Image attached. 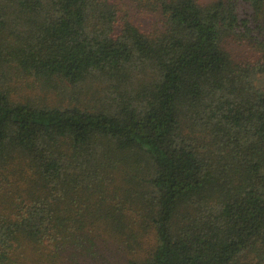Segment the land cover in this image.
Returning <instances> with one entry per match:
<instances>
[{
    "label": "trees",
    "instance_id": "1",
    "mask_svg": "<svg viewBox=\"0 0 264 264\" xmlns=\"http://www.w3.org/2000/svg\"><path fill=\"white\" fill-rule=\"evenodd\" d=\"M0 264H264V0H0Z\"/></svg>",
    "mask_w": 264,
    "mask_h": 264
},
{
    "label": "rangeland",
    "instance_id": "2",
    "mask_svg": "<svg viewBox=\"0 0 264 264\" xmlns=\"http://www.w3.org/2000/svg\"><path fill=\"white\" fill-rule=\"evenodd\" d=\"M25 92H27V93H29V94H32V95H41L42 94V92H43V90H41L40 88H39V86H38V88H36V90H32L31 88H29V87H25V91H24V93Z\"/></svg>",
    "mask_w": 264,
    "mask_h": 264
}]
</instances>
